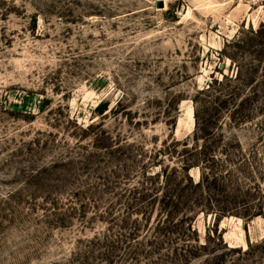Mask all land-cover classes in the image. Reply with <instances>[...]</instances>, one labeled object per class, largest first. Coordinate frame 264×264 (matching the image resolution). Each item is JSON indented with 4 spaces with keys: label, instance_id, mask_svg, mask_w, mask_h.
Segmentation results:
<instances>
[{
    "label": "rangeland",
    "instance_id": "1",
    "mask_svg": "<svg viewBox=\"0 0 264 264\" xmlns=\"http://www.w3.org/2000/svg\"><path fill=\"white\" fill-rule=\"evenodd\" d=\"M0 264H264V5L0 0Z\"/></svg>",
    "mask_w": 264,
    "mask_h": 264
},
{
    "label": "built area",
    "instance_id": "2",
    "mask_svg": "<svg viewBox=\"0 0 264 264\" xmlns=\"http://www.w3.org/2000/svg\"><path fill=\"white\" fill-rule=\"evenodd\" d=\"M253 5H264V0H252Z\"/></svg>",
    "mask_w": 264,
    "mask_h": 264
}]
</instances>
